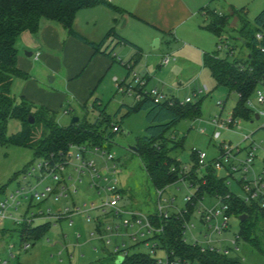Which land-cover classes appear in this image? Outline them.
Wrapping results in <instances>:
<instances>
[{"label": "rangeland", "instance_id": "obj_1", "mask_svg": "<svg viewBox=\"0 0 264 264\" xmlns=\"http://www.w3.org/2000/svg\"><path fill=\"white\" fill-rule=\"evenodd\" d=\"M219 4L224 3L227 8H231L230 12H222L208 10L207 14L213 18H225L227 26L222 30L221 40L225 44H229L236 49L234 55L228 57L232 62L239 59L246 62L249 55H252L253 48L250 44V38L254 33L253 27L248 24L244 29L243 15H236L233 8L244 10L247 13L248 20L252 23L254 18L264 10V0H219ZM226 14V15H225ZM244 14V13H242ZM227 16V17H226ZM206 25L211 23L208 16L203 17ZM210 34V33H209ZM210 52L215 51L217 37L212 36L207 39ZM174 45L171 48L163 47L159 54H171L175 59H181L178 51L173 52ZM176 49V48H175ZM191 50V51H190ZM20 54H26L31 51L19 48ZM172 51V52H171ZM35 55L36 51H33ZM161 55V56H162ZM159 56V55H158ZM219 56L226 58L227 51L223 48ZM36 57V56H35ZM121 56H119L118 60ZM184 61H190L193 64L203 67L201 72L191 81L178 83L176 81V73L174 70V62L168 67L158 69L150 66L152 57L144 53L140 59L128 70L121 67L122 71L117 73L116 78L118 84L125 87L134 83V75L147 79L148 88H157L160 92L167 94L168 90H173L172 96L180 101L191 99V105H200V113L194 117H184L175 126L170 128L164 135L169 141L170 146L180 145V153L178 149L169 150L163 157H157L163 166H167L173 158L178 154V160L182 162L186 169V173H191L194 169L192 159L193 150L206 153L207 160H218L222 156L224 145L230 146L233 153L238 150L242 152L237 156L238 161H245L248 158L250 144L260 146L255 154L253 169L256 174L264 173V117L257 120L256 115L264 114V104L257 103V96L254 95L248 106L254 111V115L250 121L238 120L234 126L215 127L214 121L229 122L232 119V110L238 103L239 97L236 93L231 92L224 86H217L215 79L210 71L204 67V54L198 50L187 49L183 52ZM31 64H36L37 70L29 73L27 78H16L13 85V96L20 100L27 99L37 108L51 110L44 102L54 101L46 98V94L40 92L36 87L43 88L50 94L52 92H63L67 95L68 101L58 104L52 108L55 114V120L61 127L68 128L71 126L73 118L78 117L81 120V127L92 125L96 122L102 112L111 116L114 123L121 126V131L112 139L104 140L107 136L104 133L105 126L97 130L98 139H89L81 144L87 146L101 147L100 151L88 149L86 160L94 161L98 170L106 167V160L109 156L122 168V174L119 180L124 189L123 200L120 207L124 211L140 212L139 219L146 224V215L156 214L158 210L159 196L157 188L153 186L146 165L139 157L138 153L131 148H137L140 142L145 143L146 113L134 114L131 117H125V110L117 115L123 105L133 106L134 98L122 93L112 81V76L106 77L93 99L83 103L77 97H73L71 92L66 89L67 81L62 75H67L66 68L57 76L53 74H45L40 63H34V58L30 59ZM57 81L52 82V79ZM34 83L36 87L31 86ZM30 84V85H29ZM208 88L207 92L200 93L204 87ZM264 96V90H261ZM97 99L100 105H94ZM125 109V108H124ZM69 110V114L65 111ZM87 123V124H84ZM88 127V126H87ZM21 131V124L17 120H11L8 126V136L14 135ZM113 132L112 127L109 132ZM248 138V140L246 139ZM104 140V141H103ZM247 149V150H246ZM105 152V153H104ZM77 152H74L76 154ZM104 157L102 159L101 157ZM169 156V157H167ZM171 158V159H170ZM73 161H76V159ZM77 162V161H76ZM42 164L41 159H36L33 150L18 147L14 145L2 146L0 144V203L6 199H10L11 195L17 190H32L38 183V179L42 176V172L37 169L34 176L24 179L25 172L31 167H38ZM111 164V163H109ZM228 166V165H227ZM72 172V169H70ZM217 176L226 179L230 191L237 197L246 200L242 182V172L231 174L227 169L217 170ZM82 183H77V192L71 190L68 198L55 202L52 198L43 202L34 200L31 202L20 199L17 207L8 211V217L0 225V261L3 264H112L114 260L124 257L126 254L135 253L151 254L149 247L146 245V239H134V235L140 230L139 226L126 228L123 225L125 219L130 220L132 215L123 216V218H114L106 215L102 210L97 208L106 201V195L99 193L94 187H91V179L89 174L82 176ZM97 184L105 186L106 183L98 180ZM53 186L52 180L45 182L44 186L38 187V191L42 192L46 186ZM195 189L191 187L189 181L177 182L167 188L161 203L167 205L173 198L176 211L187 210L186 198L194 195ZM167 200V202L165 201ZM218 203L214 197L205 196L202 204L196 205V211L191 215L188 226L190 231L186 232L185 238L190 243L194 240L205 242V235L208 229L200 222V216L197 210L210 209ZM250 206V205H249ZM57 208H63L65 213L60 220L50 221L49 228L38 240L29 242L30 248L25 249V242L22 241L18 234V224L16 221H28L33 225H44L48 215H54ZM50 209V212H47ZM68 209V210H67ZM175 210V209H173ZM42 212V214H40ZM251 217V218H250ZM250 223L253 225L252 238L259 243L258 250L253 244L240 240L238 243L239 251L233 255L242 260L244 264H264V217L260 213L253 212L250 214ZM110 228V230H108ZM241 233V220L239 216H231L230 228L221 237L223 241L218 243L220 248H226L230 241L235 240L236 236ZM195 238V239H194ZM150 243V242H149ZM151 242L150 244H152ZM119 249V253L116 249ZM156 257L164 258L165 253L161 250L157 251Z\"/></svg>", "mask_w": 264, "mask_h": 264}, {"label": "trees", "instance_id": "obj_2", "mask_svg": "<svg viewBox=\"0 0 264 264\" xmlns=\"http://www.w3.org/2000/svg\"><path fill=\"white\" fill-rule=\"evenodd\" d=\"M97 6H106L116 10L117 8L106 0H0V144L2 146L14 145L33 150L36 159H41L55 163L60 161L68 153L71 146L81 145L89 139H98L97 130L105 126L104 133L107 135L104 140L112 139L121 131V126L114 123L111 116L102 112V116L92 125L82 126L81 120L76 125L68 128L61 127L55 120V114L44 108H37L27 99L17 100L13 96L12 87L16 78H27L28 75L18 68L17 42L24 32L36 34L41 28L42 20H49L62 24L68 32L92 47L96 51H101L105 42L110 37L96 44L88 41L74 31V20L76 14L83 9ZM236 15H243L244 29L250 24L254 33L250 38L253 48L252 55H249L246 62L237 59L232 62L228 59L234 55L236 49L226 44L227 57L219 56V44L222 42V30L227 26L225 18H213L205 28L217 37V50L204 55V66L210 71L217 86H224L231 92L238 95L239 100L232 112V121H250L254 111L248 106L249 100L256 95L257 91L264 90V10L257 15L252 23L247 18L244 10L233 8ZM244 13V14H242ZM227 17V16H226ZM261 37V39L258 38ZM105 54L111 56L112 53ZM174 103L157 104L154 100L145 96L140 102H135L133 106H126L125 117L134 114L146 113V136L144 142L137 145V153L146 165L149 178L154 187L159 191L166 190L171 185L177 183L181 178L186 177L197 190L194 197L187 203V212L183 216L172 214L168 219L160 218L157 214L149 215V220L153 227L162 229V232L155 234L152 239L156 240L160 248L164 250L172 260L180 259L195 264H244L235 255H225L218 252H202L201 247L185 242L184 226L190 221L191 215L196 211V205L205 196L227 197L230 205L229 214L231 216L247 215L248 219L241 222L240 240L251 243L258 250L259 243L252 238L253 225L250 223V214L260 213L264 217L258 203L249 204L245 200L235 196L229 188L226 179L219 178L217 171L213 167H208L203 178H199L196 171L199 168L198 157L192 152L194 169L191 173H186L185 165L178 160L179 154L170 160L167 166H163L157 157L165 156L169 150L178 149L180 145L170 146L169 141L164 137L165 133L175 126L184 117H196L200 113V105L191 103L181 104L182 101L169 95ZM97 101L94 105H97ZM99 106V105H97ZM122 107L117 115L121 113ZM35 119L34 124H30V118ZM11 120H17L21 124V131L8 136V126ZM114 125L118 130L109 132V128ZM103 140V141H104ZM169 157V156H167ZM171 159V158H170ZM26 173V172H25ZM242 185V183H241ZM250 205V206H249ZM31 207V202H30ZM250 217V218H249ZM50 223L44 225L20 224L18 234L26 244L38 240L49 228ZM237 253V252H235ZM112 264H158L156 259L150 254L135 253L124 256L120 262L114 260Z\"/></svg>", "mask_w": 264, "mask_h": 264}, {"label": "crops", "instance_id": "obj_3", "mask_svg": "<svg viewBox=\"0 0 264 264\" xmlns=\"http://www.w3.org/2000/svg\"><path fill=\"white\" fill-rule=\"evenodd\" d=\"M106 1L117 9L97 6L80 10L76 14L73 24L74 31L92 43L98 44L110 34L101 51H96L72 36L62 24L42 20L38 33L24 32L19 37L17 42L19 70L28 76L29 73H34L37 66L31 64L30 59L33 58L34 63H40V69L48 75L57 76L63 72L62 68H66L67 75H62V78L67 81L66 89L71 92L73 97L86 103L93 99L94 94L107 76L111 75L112 81L115 82L117 73L122 71L120 66L128 68V70L132 69V66L144 53L152 57L148 64L149 67L165 68L161 66V60L164 56L171 54L162 55L159 53L163 47L171 48L173 44L176 48L173 49V52L178 51V56L181 58L175 59L171 55L175 59L173 62L174 70L177 72L176 81L178 83L191 81L198 76L203 67L187 60L184 61L182 59L184 50L195 49L204 55L214 52H210L211 49L207 41L210 34L214 35L205 28V24L202 23L203 17L208 16V10L219 13H223L221 8L225 12L232 10L227 8L224 3L219 4V0ZM217 43L218 39L215 44L216 48ZM19 48L31 51L33 56L28 57L20 54ZM33 51H36L37 54L35 55ZM104 51L112 53V55L108 56ZM119 56L121 57L118 60ZM54 81H57V77L52 79V82ZM31 86L36 87L34 83H31ZM36 88L45 93L46 98L51 100L55 98L53 102L43 103L51 110L58 104L68 101L67 95H64L63 92L58 91L50 94L44 86ZM167 93L171 95L173 90H168ZM173 98L176 97L173 96ZM97 102V105H100L99 99ZM122 107L125 108L122 110L127 113L126 106ZM261 117L264 115H256L257 120ZM56 210L64 209L57 208ZM126 212L141 214L136 210ZM46 221L50 223V221Z\"/></svg>", "mask_w": 264, "mask_h": 264}, {"label": "built area", "instance_id": "obj_4", "mask_svg": "<svg viewBox=\"0 0 264 264\" xmlns=\"http://www.w3.org/2000/svg\"><path fill=\"white\" fill-rule=\"evenodd\" d=\"M261 39L260 36H258ZM223 48H227L224 42H221L218 46V49L221 51ZM175 59L171 55H166L161 60V66H168L170 65ZM124 65V64H123ZM118 89L122 91V93L127 94L134 98L135 102L142 101L145 96L151 97L155 103H169L173 104L174 100L169 96V94H164L160 92L157 88H148V81L143 77H139L138 75H134V83L129 84L125 87H122L118 84V79H114ZM207 87L200 90V93L207 92ZM257 103L264 104V96L262 91H257ZM191 103V99L187 98L185 101H182L181 104ZM250 104V102H248ZM65 114H69V110L65 111ZM264 115V114H262ZM215 127H231L234 126L232 119L229 122L218 121L215 120L214 122ZM113 132L118 130V126L114 125L112 127ZM248 140V138H246ZM260 146H254L253 143L250 144V151H248V158L245 161H238V165L233 164V161L237 162V156L242 152L238 150L236 153H233V149L230 148L228 145H224L222 150V156L218 160L208 161L207 155L204 152L193 150L198 157V164L199 168L196 171V174L199 178H203L206 169L210 166L213 167L216 171L227 169L230 171L231 174L242 172V187L244 193L246 195L245 202L252 204L258 203L260 208L264 210V173L256 174L253 166L256 157V150ZM88 149H95L97 152L100 151L101 147L91 146L87 147L84 145H74L71 146L70 150L60 161L55 163H51L49 161L43 160L42 164L38 165V167H31L24 175V179L31 178L34 176V173L39 169L42 173V176L38 179L37 185L30 191H25L24 189L17 190L13 193L10 199H6L5 201L0 203V225L1 223L6 220L8 217H12L8 215V211L11 208L17 207L20 204V199H25L26 201L33 202L34 200L38 202L46 201L49 198H52L55 202H60L64 198H68L71 194V190H74V193L77 192L76 185L77 183H82V176L84 174H89L91 179V187H95L99 193H104L106 195V201L102 203L98 210H102V212L106 215H110L114 218H123L126 215H132L130 220L125 219L123 221V225L128 227H135L139 226L140 230L137 234L133 237L135 240L137 238H148L146 239V245L149 247L151 256H153L158 264H195L189 261H183L180 259L172 260L170 256L160 248L159 243L156 240H153L152 237L157 233L159 234L162 232V229H156L153 227L149 220V216L146 215L145 221L146 224L142 220L139 219V215L127 213L120 207V203L123 200V193L124 189L121 185L119 180V176L122 174V168L114 161L112 156H109V160L106 162V167L103 170H98L97 166L94 161H87L86 155ZM74 152H77L74 154ZM105 153V152H104ZM104 159V157H101ZM73 159L76 161H73ZM111 163V164H109ZM228 165V166H227ZM72 169V172H70ZM187 167H185L186 171ZM52 180L53 186H46L42 192L38 191V187L44 186L45 182ZM98 180H102L106 183L105 186H100L97 184ZM186 182L189 181L186 177L181 178L178 182ZM195 191L197 190L195 187L192 186ZM167 190V189H166ZM166 190L157 191V195L159 196L158 202V210L156 214L160 218L168 219L172 214H179L183 216L186 214V210H178L176 211V207L174 206L175 199L173 198L170 202H167V205L163 206L161 203L162 197ZM191 197L186 198V202L192 200ZM218 203L213 208H206L203 210H197L200 216V222L207 227L208 234L205 235V242H199L198 240H194L190 242V244L198 245L201 247L202 252H218L223 253L225 255H232L235 252L239 251L238 243L240 241L239 237L236 236L235 240L230 241L229 245L226 248H220L218 243H221L223 239L221 238L223 234L229 230L230 222H231V215L229 214L230 205H229V198L230 195L227 197L222 196H215ZM204 199V198H203ZM202 199V200H203ZM202 200L199 201V204H202ZM175 209V210H173ZM68 210V209H67ZM50 209H47V212H50ZM65 213L64 210H55L54 215H48V221L53 220H60ZM42 214V212H40ZM189 222V221H188ZM188 222L185 223L184 226V240L185 242L189 243L186 238V232L189 229ZM21 222L16 221V224L20 225ZM27 223L30 224L28 221L22 222V224ZM110 230V228L108 229ZM195 239V238H194ZM153 242L152 244H150ZM30 244H25V249H29ZM161 250L165 253L164 258L156 257L157 251ZM116 252L119 253V249H116ZM128 255V254H126ZM125 255V256H126ZM124 258V257H123ZM0 264L1 263L0 261Z\"/></svg>", "mask_w": 264, "mask_h": 264}, {"label": "water", "instance_id": "obj_5", "mask_svg": "<svg viewBox=\"0 0 264 264\" xmlns=\"http://www.w3.org/2000/svg\"><path fill=\"white\" fill-rule=\"evenodd\" d=\"M28 57H32L33 56V53H27L26 54ZM30 124H34L35 123V119L33 118V117H31L30 118ZM80 122V118H78V117H75V118H73V120H72V122H71V125H76V124H78ZM133 151H135V152H137V148H131ZM248 219V216L247 215H243V216H241V218H240V220H241V222H244V221H246ZM124 258L122 257V258H120L119 260H118V262H120V261H122Z\"/></svg>", "mask_w": 264, "mask_h": 264}]
</instances>
